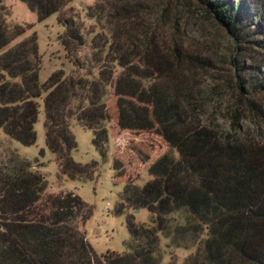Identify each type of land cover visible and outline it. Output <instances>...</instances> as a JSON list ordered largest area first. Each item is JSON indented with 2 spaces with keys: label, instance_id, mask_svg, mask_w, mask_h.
<instances>
[{
  "label": "trees",
  "instance_id": "16d2710c",
  "mask_svg": "<svg viewBox=\"0 0 264 264\" xmlns=\"http://www.w3.org/2000/svg\"><path fill=\"white\" fill-rule=\"evenodd\" d=\"M20 1L43 20L71 0ZM195 1L248 61L232 59L237 87L264 90V0ZM140 12L139 1L116 0L113 28L89 32L77 17H60L65 32L59 39L72 69H58L40 83L36 34L8 47L26 29L8 27L0 0V50L8 47L0 54V128L34 144L37 99L45 93L46 145L60 174L86 181L97 171L96 162L72 158L74 120L92 130V144L103 156L113 144V182L124 181L115 213L150 212L148 223L126 214L127 251L97 254L77 224L90 215L81 197L48 192L46 177L7 150L0 157V264H164L161 237L168 247H196L183 264H264V145L221 135L188 115L182 50L161 43ZM87 16L97 18L92 8ZM109 90L112 108L105 102ZM143 136L161 145L130 147L136 156L131 164L124 146L140 145ZM144 170L151 178L140 186Z\"/></svg>",
  "mask_w": 264,
  "mask_h": 264
},
{
  "label": "rangeland",
  "instance_id": "374dc122",
  "mask_svg": "<svg viewBox=\"0 0 264 264\" xmlns=\"http://www.w3.org/2000/svg\"><path fill=\"white\" fill-rule=\"evenodd\" d=\"M130 1L141 3L140 14L145 22L156 27L161 43L170 45L175 42L181 48V58L186 62L188 75L185 97L189 102L188 115L201 124L216 129L221 135L230 133L238 139L264 145V90L245 92L237 87L232 59L239 63L248 61H245L243 55H239L240 50L236 49L226 30L203 16L195 0ZM115 3L116 0H71L59 12L39 20L37 13L30 10L25 2L3 0L8 27L12 29L21 25L26 29L8 47L35 33L38 51L42 57L39 82L45 83L58 69L68 74L72 64L60 43L59 38L65 32V27L58 19L75 16L82 22L86 32L113 28L111 14ZM91 8L97 18L87 16ZM8 47L0 50V54ZM86 51L84 47L81 49L82 54ZM252 55L256 59L262 58V54L258 52H253ZM44 94L37 99L39 114L34 124L35 143L24 145L9 137L0 128V157L7 150L16 151L46 177L48 192L62 190L78 194L89 207L90 215L84 223L79 221L77 224L97 254L127 251L126 244L130 235L126 226V214L132 213L137 223H148L150 212L146 208H140L137 212L128 209L119 214L115 213L124 181L120 179L113 182V144L109 142L106 155L103 156L92 144V130L80 126L74 120L71 121L70 128L77 147L71 153L72 158L82 164L96 162L97 171L92 179L86 181L70 179L60 174L55 156L46 145ZM105 102L109 108L113 107L110 90L105 96ZM142 139L144 140L140 145L132 141L124 146L125 159L131 164L136 163V156L130 147L139 146L147 151L149 146H153L151 141L160 144L155 137L143 136ZM150 178L149 172L144 170L136 182L142 186ZM160 244L164 264H183L196 251V247L185 250L168 247V240L164 237L160 238Z\"/></svg>",
  "mask_w": 264,
  "mask_h": 264
},
{
  "label": "water",
  "instance_id": "95a60500",
  "mask_svg": "<svg viewBox=\"0 0 264 264\" xmlns=\"http://www.w3.org/2000/svg\"><path fill=\"white\" fill-rule=\"evenodd\" d=\"M137 211H138V209L135 210V212H137Z\"/></svg>",
  "mask_w": 264,
  "mask_h": 264
}]
</instances>
